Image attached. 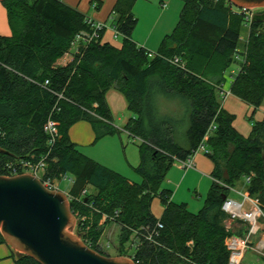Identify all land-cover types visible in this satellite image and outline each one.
Listing matches in <instances>:
<instances>
[{"label":"trees","instance_id":"obj_1","mask_svg":"<svg viewBox=\"0 0 264 264\" xmlns=\"http://www.w3.org/2000/svg\"><path fill=\"white\" fill-rule=\"evenodd\" d=\"M0 2L11 32L0 36V148L10 153L0 154V175L7 164L44 161V178L69 176L70 210L83 224L76 234L102 255L99 223L105 218L120 226L118 255H127L124 245L134 235L136 264H227L225 238L245 229L225 227L223 196L241 186L264 212V120L250 119V135L241 136L217 91L233 70L230 93L253 108L263 104L264 22L253 20L246 29L226 0H184L176 26L149 57L131 38L136 0H117L111 12L121 49L101 42L103 30L99 40L80 42L75 51L76 35L90 30L85 15L58 0ZM68 53L69 63H57ZM110 89L125 97L133 114L123 129L138 141L140 184L82 155L68 136L78 121L90 123L96 139L118 133L109 124ZM49 118L58 122L54 141L44 132ZM211 125L204 145L214 182L202 208L191 213L172 203L161 183L176 159L194 154ZM154 198L164 208L159 219L150 210ZM11 252L13 264H39Z\"/></svg>","mask_w":264,"mask_h":264},{"label":"crops","instance_id":"obj_2","mask_svg":"<svg viewBox=\"0 0 264 264\" xmlns=\"http://www.w3.org/2000/svg\"><path fill=\"white\" fill-rule=\"evenodd\" d=\"M58 1L68 7L77 10L81 14L92 19L94 22L104 24L106 28L104 29L101 42L109 44L116 49H121V37L115 32L114 28L111 25V12L117 0ZM96 5L98 7H96ZM161 7L165 8V5H162ZM157 14H159L157 23L162 19L165 20V24L163 25V27L159 28L155 33L154 31L156 29L154 28L152 33H147L146 35L139 37L141 39L134 38L136 37L133 35L134 32L132 33L131 37L132 41L137 47L143 48L148 52H156L162 39L172 32L178 22L177 20V22L171 29V27H169L171 25H169V23H167L166 21V19L171 15V7L167 11L158 12ZM10 34L11 32L8 25L7 13L0 2V36H10ZM242 39L245 40L244 38ZM234 72L235 71L230 70L225 74V79L221 90L229 92L232 75L234 74ZM221 90L217 91V99L220 107L226 113L233 116L232 126L236 130V132L241 136L247 138L252 130L251 121L260 122L264 120V102L259 108H253L252 106L240 100L238 97L230 94V92L225 98H223L221 95ZM105 101L110 113L109 124L114 126L117 129L118 133L106 136L101 139H96V135L90 123H88L87 121H78L69 128V139L82 155L92 159L93 161L114 171L115 173H118L119 175L126 178L129 183L140 184L142 180L136 171L140 165L138 141L130 137L123 129V127L133 117V114L128 110V104L125 97L118 90H108L105 94ZM192 161L193 167L186 170L181 169L176 163H174L167 172L164 178V186H161V189L170 192V201L172 203L185 204L188 211L190 208L191 210H198L194 212L197 213L202 208H200V206H203L206 195L214 182V179L211 176L214 166L213 163L200 152L194 154ZM137 175L139 176V179L136 177ZM235 189L239 191H245V189L241 186ZM191 193H197V196L201 198L200 200L202 201V204L196 206L195 200L191 199L194 198ZM226 197L234 200H240L239 196L231 191ZM192 201H194V204L192 203ZM150 210L155 218L159 219L162 216L164 208L158 198H154L152 200ZM260 223L264 224L263 222ZM226 224L227 228H229L228 226H231L235 227L236 230L240 226L238 222L228 221ZM99 225L103 228L101 238L103 236H106V238H110V236H108V232H110L111 228L113 230H120L119 225L115 223H104V220H101ZM133 238L134 235H132V237L130 238V248L132 249L130 255H132L134 251V247L131 244ZM126 253L128 254V252ZM7 254L8 250L6 248L0 247V260H2ZM0 264H13V261L12 263H10L9 261L2 262Z\"/></svg>","mask_w":264,"mask_h":264},{"label":"water","instance_id":"obj_3","mask_svg":"<svg viewBox=\"0 0 264 264\" xmlns=\"http://www.w3.org/2000/svg\"><path fill=\"white\" fill-rule=\"evenodd\" d=\"M226 1L237 8H264V0ZM0 154L10 153L0 148ZM75 225L66 193L45 188L29 174L0 175V235L16 257L39 264H135L129 255L108 257L92 250L73 234Z\"/></svg>","mask_w":264,"mask_h":264},{"label":"built area","instance_id":"obj_4","mask_svg":"<svg viewBox=\"0 0 264 264\" xmlns=\"http://www.w3.org/2000/svg\"><path fill=\"white\" fill-rule=\"evenodd\" d=\"M234 10H232L237 15H242L244 17L245 26H250L254 15L252 14L251 8H237L231 6ZM87 24L90 27L88 32L80 33L76 35L75 40L72 42V48L80 42L82 43H90L92 41H97L100 39V32L105 29V25L99 22H94L92 19L87 17ZM78 47V46H77ZM77 50V48H76ZM72 59L71 54H65ZM149 57H154V53H151ZM177 63V59L173 61ZM47 81L45 82V85ZM221 90V89H220ZM222 91V90H221ZM222 95L227 96V93L221 92ZM61 99V95L58 96ZM214 126L211 125L208 133L204 136L201 143L197 147L196 152H202L204 155L208 153V150L205 147V142L208 139L209 133L214 130ZM44 132L48 135L50 141H54L58 136V122L53 119H48L45 126ZM175 163L181 169H189L193 167L192 156H189L185 160H175ZM4 171H6V175L4 176H16L19 174H29L39 179L43 186L49 190H59V185L57 181H52L48 178H44L45 172V163L44 161H36V162H20L18 165L15 164H7L4 167ZM250 177L245 178L246 182H248ZM230 191L237 194L240 200H234L226 197L221 206V211L226 215V217L231 222H238L243 225L244 233L241 236L232 234L225 238L224 246L226 251L228 252V261L227 264H241L242 259L249 249L252 246L253 241L252 238L257 236L260 231V222L264 223V212L258 202L257 199L248 195L246 191H239L235 188H230ZM84 191L82 192V195ZM105 220V218H103ZM81 221H84V218H81ZM158 228H162L161 224L157 225ZM76 230L82 232L83 224L79 227V222L76 221V225L74 228V232L76 234ZM99 249H103L100 245ZM255 251L264 257V237L258 238L256 241ZM130 259L135 263L134 257L131 255ZM136 264V263H135Z\"/></svg>","mask_w":264,"mask_h":264},{"label":"rangeland","instance_id":"obj_5","mask_svg":"<svg viewBox=\"0 0 264 264\" xmlns=\"http://www.w3.org/2000/svg\"><path fill=\"white\" fill-rule=\"evenodd\" d=\"M136 3H137V5H136ZM182 3H183V0H136V2L134 3V6H133V14L137 18V25L135 26V29L133 31L134 32L133 35L136 36L134 38L141 39L139 37H142V36L146 35L147 33H152L154 28L156 29L154 31V33H155L159 28L163 27V25L165 24V20L162 19L157 23V21H158L157 19H159V14H157V13L167 11L170 7H171V15H170V17H168L166 19V21H167V23H169V25H171L169 27H171V29H172L178 20L179 13H180V10L182 8ZM162 5H165V8H162L161 7ZM231 10H234V9L231 8ZM251 10H252L251 12L254 15V17L257 14H263L264 15V8H251ZM244 26H245V22H244ZM263 27H264V23H263ZM105 28H106V26H105ZM244 28L248 29L249 26L248 27L245 26ZM241 35L245 39L246 31H245V33L242 32ZM242 37H241V39H242ZM120 40L122 41V38H120ZM76 48H77V44L74 46L73 51H75ZM150 53H155V52H150ZM69 58L70 57L68 55H64L60 59H58L57 63L65 65L71 61V60H69ZM221 92L227 93L224 90H222ZM229 92H230V90H229ZM229 92H228V94H229ZM222 97L225 98L226 96L222 95ZM196 150H195L194 154L198 153V152H196ZM200 153H202V152H200ZM194 154L192 155V158H193ZM136 177L139 179L138 175ZM57 184L59 185L60 191H62V192L68 191L70 184H71L70 183V177L66 176L65 178L58 180ZM161 186H164V181L161 183ZM191 194L194 197L191 199L195 200L196 206L202 204V201L200 200L201 198L199 196H197L198 195L197 193L196 194L191 193ZM191 194H190V197H191ZM192 203L194 204V201H192ZM189 205H191V204H189ZM201 207L202 206H200V208ZM189 211L194 213L198 210H191L189 208ZM228 221H229V219L226 218V220L224 222L225 227L227 226L226 223ZM228 227L229 228H227V227L226 228L229 230H232V231H236L235 227H231V226H228ZM260 227H261L260 233L257 236L252 238L253 244L246 251V253L242 259L241 264H264V257L259 255L255 251L257 239L264 237V224L260 223ZM108 233L111 234V235L108 234V236H110V238H106V236H103L100 239L101 240L100 242L102 244V245L101 244L100 245L103 247V251H104V254L106 256L116 257L118 255L120 230L119 229L113 230L111 228L110 232H108ZM73 234H75V232ZM0 247L7 249L5 243L0 244ZM124 250L126 252H128L127 255L131 256L130 253L132 252V249L130 248V240L124 245ZM11 255H12L11 252L8 250V254L6 256H4V258L2 260H0V263L9 262V261H10V263H12L13 260H12Z\"/></svg>","mask_w":264,"mask_h":264},{"label":"flooded vegetation","instance_id":"obj_6","mask_svg":"<svg viewBox=\"0 0 264 264\" xmlns=\"http://www.w3.org/2000/svg\"><path fill=\"white\" fill-rule=\"evenodd\" d=\"M262 16H263V14H257L256 15V21L257 22H264V21H262Z\"/></svg>","mask_w":264,"mask_h":264}]
</instances>
